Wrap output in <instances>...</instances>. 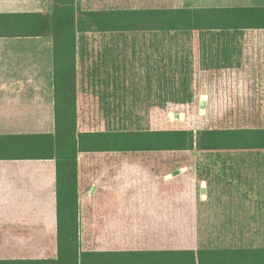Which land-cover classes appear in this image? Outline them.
Segmentation results:
<instances>
[{
	"label": "crops",
	"instance_id": "crops-1",
	"mask_svg": "<svg viewBox=\"0 0 264 264\" xmlns=\"http://www.w3.org/2000/svg\"><path fill=\"white\" fill-rule=\"evenodd\" d=\"M81 10H134L103 7L129 3L163 4L179 0H75ZM194 9L264 7V0H194ZM81 5H84L81 8ZM85 5H95L87 8ZM54 0H0V14L39 13L50 15ZM86 7V8H85ZM140 9V8H138ZM164 9V8H141ZM96 36L94 55L78 44L80 34ZM150 33L158 39L138 48L136 38ZM166 31L77 30L74 54L73 103L56 107L55 50L51 34L0 36V260L58 258V161L53 156H34L41 144L53 148L56 127H75V136L117 132L119 127H166L164 124L134 126L136 103H128L119 84L128 82L120 69L161 67L167 54L159 34ZM156 34V35H154ZM149 40V39H148ZM129 41V46L126 44ZM133 42V43H132ZM130 49V55L128 53ZM156 58V59H154ZM141 61L137 65L135 62ZM156 62V65H154ZM194 69L203 71L200 80L211 84L195 95L208 114L224 117L221 127L264 128V28L194 30ZM134 80V79H133ZM147 84L165 80L146 77ZM160 98L143 102L147 115H167ZM141 106V105H140ZM161 111L163 112L161 114ZM123 113V114H122ZM171 112H169L170 114ZM69 114H73L71 117ZM254 116L253 122L240 117ZM71 117V118H70ZM122 117V118H120ZM239 117V118H238ZM131 123V124H130ZM206 127H217L206 126ZM130 130V129H129ZM156 130V129H155ZM160 130V129H159ZM132 131V130H131ZM224 151L219 158L205 157L203 166L230 179L231 174L253 180L264 194V148ZM246 152V153H244ZM165 151L120 152L79 150L76 156L77 240L80 251L95 252V264H103L102 252L119 249L118 228H165L167 183ZM144 154V155H141ZM243 154V155H242ZM207 165V166H206ZM143 174V175H142ZM64 166L61 177L64 180ZM206 176H200L207 193ZM147 180L146 183H139ZM156 182L158 187H151ZM142 185L143 187H138ZM204 194V193H202ZM122 196L145 197L125 203ZM139 211L141 214H133ZM132 213V214H131ZM144 222L134 224V221ZM133 222V223H129ZM104 228H109L106 233ZM128 243V240H124ZM121 241V242H123ZM130 249V248H128ZM166 248H149L165 250ZM135 250V249H131ZM97 258H99L97 261Z\"/></svg>",
	"mask_w": 264,
	"mask_h": 264
},
{
	"label": "trees",
	"instance_id": "trees-1",
	"mask_svg": "<svg viewBox=\"0 0 264 264\" xmlns=\"http://www.w3.org/2000/svg\"><path fill=\"white\" fill-rule=\"evenodd\" d=\"M78 14L84 16L93 28L100 31L188 32L223 28H264V7L221 9L176 7L84 11L78 7L75 0H54L52 13L48 16L39 13L0 14V36H34L47 33L52 35L55 50L56 107L61 101L66 105L73 103L72 80L75 75L74 54ZM164 84L166 89L175 92L174 81H165L160 85ZM184 84L187 82L182 84L183 92H186ZM194 98H196L195 95ZM164 100L169 113L176 109L182 110L193 100V95L184 94L178 99L172 93L171 97ZM175 104L178 105L177 108ZM69 115L73 116V114ZM7 148L0 147V152L6 151ZM193 148L204 153L205 157L211 158L221 157L224 151L250 150L246 152L253 154V150L264 148V128H230L221 127V125L203 127L196 132L194 140L192 131L187 129L119 130L112 133L83 134L77 140L75 127H56L53 148L49 149L44 142V145L37 146L30 154L41 157L53 156L58 161V258L56 260H0V264H95L94 255L99 257L100 254L80 251L77 240V211L74 207L77 203L76 156L79 150L167 152ZM61 165L64 166V180L61 177ZM203 169L207 178L208 195L211 193L210 187L215 180V186L222 184L224 189L227 188L223 194L231 196V201L245 196L262 197L261 200L264 201V194L261 195L255 188L253 180L242 179L240 176L234 177L232 174L230 179H225L218 174L209 178L211 171L205 166ZM261 191L264 193V185ZM231 218L235 219L234 216ZM230 226L226 225V227ZM101 260L103 264H264V245L165 250L127 249L102 252Z\"/></svg>",
	"mask_w": 264,
	"mask_h": 264
},
{
	"label": "rangeland",
	"instance_id": "rangeland-1",
	"mask_svg": "<svg viewBox=\"0 0 264 264\" xmlns=\"http://www.w3.org/2000/svg\"><path fill=\"white\" fill-rule=\"evenodd\" d=\"M178 3H163V4H147V3H129L116 5H101L103 7H113L118 9H138V8H176V7H191L194 6V0H179ZM84 5H81L83 8ZM92 7L95 5H85ZM86 8V7H85ZM84 9V8H83ZM78 30H91L93 27L86 18L81 14L77 16ZM156 35V34H154ZM159 38L163 39V44L167 54L165 61H161V67H129L133 63H129L128 68L120 69V75L127 78L128 82L119 84L121 88L120 94L126 95L128 103H136L138 108H133L135 116L129 117V122L134 126H146L151 124H164L166 127H119V129L144 130V129H187L192 131L193 140L196 132L206 126H219L223 123V116L219 114H208L206 107H199V101L205 103L210 101L206 95L194 98V95L199 94L209 89L214 93L211 84H203L202 70L194 69V31L188 32H167L159 34ZM136 38L135 46L138 48L141 44H146L150 41L156 44L158 41L152 33L140 34ZM96 36L94 33H81L78 44L87 45L86 54L94 55ZM149 39V40H148ZM129 41L127 45L129 46ZM133 43V42H132ZM130 55V49L128 53ZM156 59V58H154ZM137 65L143 62H135ZM156 65V62H154ZM152 76L156 80L169 81L176 83V90L173 92L166 89L164 85L147 84L146 77ZM134 79V80H133ZM183 82L186 86V92H183ZM172 93L176 98L182 97L184 94L193 95V100L186 104L182 110L172 111L166 116L163 115H147L143 102L152 98L161 100L171 97ZM141 105V106H140ZM176 108H177V104ZM163 112L161 111V114ZM123 114V113H122ZM122 118V117H120ZM239 118V117H238ZM244 120L253 122L254 116L240 117ZM130 123V124H131ZM223 154V153H221ZM144 155V154H141ZM208 155V154H207ZM161 157L166 158L167 170H179L175 176L171 173L167 176V183L161 184L162 188L167 190L166 193V227L163 228H148L142 227H120L117 235L119 236V249H149L165 247L166 249H194L201 247H218V246H260L264 245V201L260 197H243L234 199L231 196L224 195L222 184L215 186L213 181L210 195L206 192L201 193V187H206L204 182L199 181L200 176H206L202 162L205 160L204 153L197 151L195 148L184 151H167L161 153ZM143 175V174H142ZM210 178V177H209ZM218 181V180H217ZM147 182V180H146ZM140 181L139 183H146ZM156 182H152L151 187H158ZM138 187H143L139 185ZM218 187V188H216ZM227 187V186H226ZM222 190V191H221ZM206 191V188H205ZM226 193V192H225ZM123 202H136L137 199L145 197L122 196L119 197ZM132 204V203H131ZM141 214L135 211L133 214ZM132 214V213H131ZM238 214V216H237ZM234 216L235 219L231 218ZM133 223V222H129ZM142 222L134 221V224H142ZM213 225V227H212ZM222 225H225L224 227ZM226 225H239L241 227H226ZM109 228H104L103 232ZM128 240V243H124ZM123 241V242H121Z\"/></svg>",
	"mask_w": 264,
	"mask_h": 264
},
{
	"label": "water",
	"instance_id": "water-1",
	"mask_svg": "<svg viewBox=\"0 0 264 264\" xmlns=\"http://www.w3.org/2000/svg\"><path fill=\"white\" fill-rule=\"evenodd\" d=\"M200 105L201 106H204V101H201L200 102ZM179 173V170H176L172 173V175H175V174H178ZM201 193H205V188H201Z\"/></svg>",
	"mask_w": 264,
	"mask_h": 264
}]
</instances>
